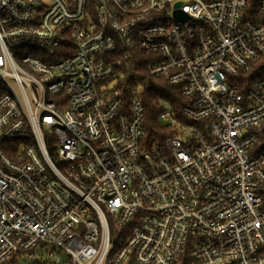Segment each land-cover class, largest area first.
Segmentation results:
<instances>
[{
  "label": "built area",
  "instance_id": "2783aa9c",
  "mask_svg": "<svg viewBox=\"0 0 264 264\" xmlns=\"http://www.w3.org/2000/svg\"><path fill=\"white\" fill-rule=\"evenodd\" d=\"M251 1L0 0V263L264 264Z\"/></svg>",
  "mask_w": 264,
  "mask_h": 264
},
{
  "label": "trees",
  "instance_id": "16d2710c",
  "mask_svg": "<svg viewBox=\"0 0 264 264\" xmlns=\"http://www.w3.org/2000/svg\"><path fill=\"white\" fill-rule=\"evenodd\" d=\"M257 2L258 0H252L251 6H255ZM128 72L129 70L125 71V73ZM144 91L145 93L143 95V102L146 107L145 122L147 126L148 136L152 139L159 138V136L162 134V130L166 128V126L162 123V121L159 120V113L161 109L155 104V99L158 96H163L170 99L174 106L179 107V104L182 102V97L180 95V91L177 90V88H174L169 83H166L161 79L151 81V83L146 87ZM173 95H175V97ZM256 148L264 150V134L261 135L260 141L257 144ZM113 229L115 231L117 228L113 226ZM0 264H7V262H3Z\"/></svg>",
  "mask_w": 264,
  "mask_h": 264
}]
</instances>
